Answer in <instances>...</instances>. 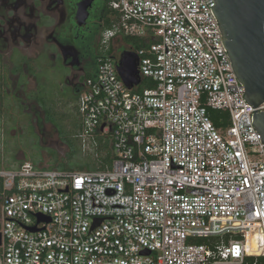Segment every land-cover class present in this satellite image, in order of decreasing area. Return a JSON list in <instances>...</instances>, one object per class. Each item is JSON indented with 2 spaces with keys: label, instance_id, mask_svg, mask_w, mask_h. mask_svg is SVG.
Listing matches in <instances>:
<instances>
[{
  "label": "built area",
  "instance_id": "built-area-1",
  "mask_svg": "<svg viewBox=\"0 0 264 264\" xmlns=\"http://www.w3.org/2000/svg\"><path fill=\"white\" fill-rule=\"evenodd\" d=\"M109 3L116 21L78 106L83 152L109 140L113 162L0 169V264H264V143L215 1ZM118 35L146 41L133 52L151 87L120 78Z\"/></svg>",
  "mask_w": 264,
  "mask_h": 264
},
{
  "label": "flooded vegetation",
  "instance_id": "flooded-vegetation-1",
  "mask_svg": "<svg viewBox=\"0 0 264 264\" xmlns=\"http://www.w3.org/2000/svg\"><path fill=\"white\" fill-rule=\"evenodd\" d=\"M88 1L0 0V135L15 112L24 116L17 124L31 127L33 135L63 155L70 149L60 138H79L81 121L61 132L48 119L47 107L54 92L58 107L79 111V95L97 74L103 35L113 16L109 0ZM117 40L122 44L115 47ZM123 40L122 35L112 40L116 58L128 49Z\"/></svg>",
  "mask_w": 264,
  "mask_h": 264
},
{
  "label": "water",
  "instance_id": "water-1",
  "mask_svg": "<svg viewBox=\"0 0 264 264\" xmlns=\"http://www.w3.org/2000/svg\"><path fill=\"white\" fill-rule=\"evenodd\" d=\"M92 0L88 1L91 4ZM212 11L219 23L222 42L234 73L245 87L244 98L254 107L253 125L264 143V0H214ZM135 52L124 50L117 64L120 78L129 89L142 83ZM40 221H50L40 217ZM30 231H36L31 228ZM2 237L0 234V244ZM149 255V253H146Z\"/></svg>",
  "mask_w": 264,
  "mask_h": 264
},
{
  "label": "rangeland",
  "instance_id": "rangeland-1",
  "mask_svg": "<svg viewBox=\"0 0 264 264\" xmlns=\"http://www.w3.org/2000/svg\"><path fill=\"white\" fill-rule=\"evenodd\" d=\"M122 38H125L123 42L127 48L133 47L134 49H137L142 43H146V41L140 37L122 35ZM134 40L135 42H133ZM138 40H140V43L137 45L139 42ZM120 43L121 40H117L115 47L120 46L122 44ZM55 81L56 78L54 82ZM54 84H57V82ZM151 86L152 82L147 79L143 80V82L136 89L143 90ZM59 98L60 97L54 92L52 96L48 98L50 103L47 107V116L48 119L51 120V122H54V124L62 132L69 125L73 128L76 127V124L81 121V114H79L77 108L75 111L68 112L69 109L64 108L63 110V108L58 107ZM13 100V98L10 99L12 102ZM65 112H67V115ZM20 115L22 114L18 113L16 116L15 112H13V119L11 118L10 123L6 120L3 124L5 133L0 135L1 170L15 169L24 162H31L41 169L58 170H68L77 164L85 166L86 169H89L87 168L89 165L88 163H91L92 166L97 168L102 166L101 160L105 153H103V155L100 154L99 156H96L91 150L84 153L82 143L79 138H60L62 143L66 144L70 149L67 154L63 155L57 146L46 144L48 142L43 141V138H37L33 135L31 127H23L22 124H17L24 118V116L22 117ZM23 123L25 125L26 122L24 121ZM99 142H101L100 139Z\"/></svg>",
  "mask_w": 264,
  "mask_h": 264
},
{
  "label": "trees",
  "instance_id": "trees-1",
  "mask_svg": "<svg viewBox=\"0 0 264 264\" xmlns=\"http://www.w3.org/2000/svg\"><path fill=\"white\" fill-rule=\"evenodd\" d=\"M110 12L112 13L113 19H110V21H108L107 29L111 28L113 26L114 22L116 21V18L114 17V14H113V11L110 10ZM133 39H135V38H133ZM138 41L139 42L137 43V45L140 43V40H138ZM147 46H148L147 43H142L140 46H138L137 49H134L133 47L128 48V49L132 50V51H136V50L141 49V48H146ZM108 55H113V49H111L108 52ZM95 76L96 75L90 76L89 78H94ZM143 80H147V78H142V82H143ZM210 113H211V116L213 117V120L215 121L216 125L220 127L222 124L219 122V118L221 116H226V115H222L219 111H211ZM103 153H105V154H104V157H102V160H101L102 166L100 168L94 167L91 165V163H88L89 165L87 166V168H89V169H86L85 166L77 164L68 170H70V171H94V170H98V169L103 170L106 168V166H111V164L113 162L109 140H101V146H100L99 152L97 153V156H99L100 154L103 155ZM94 154L96 155V153H94Z\"/></svg>",
  "mask_w": 264,
  "mask_h": 264
},
{
  "label": "crops",
  "instance_id": "crops-1",
  "mask_svg": "<svg viewBox=\"0 0 264 264\" xmlns=\"http://www.w3.org/2000/svg\"><path fill=\"white\" fill-rule=\"evenodd\" d=\"M21 164H22V163H21ZM19 166H20V165H19ZM19 166H18V167H19ZM18 167H17V168H18ZM17 168H15V169H17Z\"/></svg>",
  "mask_w": 264,
  "mask_h": 264
}]
</instances>
